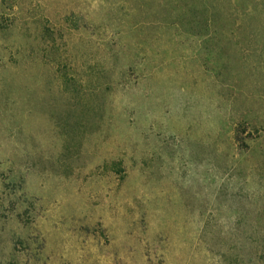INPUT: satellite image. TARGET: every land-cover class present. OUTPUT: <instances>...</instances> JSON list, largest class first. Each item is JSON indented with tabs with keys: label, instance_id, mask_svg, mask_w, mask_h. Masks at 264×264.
<instances>
[{
	"label": "rangeland",
	"instance_id": "374dc122",
	"mask_svg": "<svg viewBox=\"0 0 264 264\" xmlns=\"http://www.w3.org/2000/svg\"><path fill=\"white\" fill-rule=\"evenodd\" d=\"M0 264H264V0H0Z\"/></svg>",
	"mask_w": 264,
	"mask_h": 264
}]
</instances>
